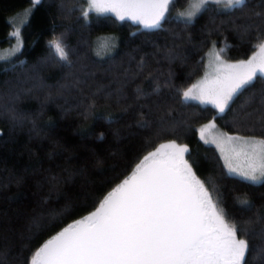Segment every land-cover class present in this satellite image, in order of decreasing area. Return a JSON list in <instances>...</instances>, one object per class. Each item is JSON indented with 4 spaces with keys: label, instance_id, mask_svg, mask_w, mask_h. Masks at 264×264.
Returning <instances> with one entry per match:
<instances>
[{
    "label": "trees",
    "instance_id": "trees-1",
    "mask_svg": "<svg viewBox=\"0 0 264 264\" xmlns=\"http://www.w3.org/2000/svg\"><path fill=\"white\" fill-rule=\"evenodd\" d=\"M86 2L0 0V48L13 45L14 24L27 17L22 49L0 59V264H27L166 141L188 145L195 177L249 241L245 264H264V181L229 174L198 131L214 118L230 133L264 139L255 115L264 78L224 114L183 97L212 45L232 60L253 53L264 39V0H246L242 12L211 3L193 21L169 15L152 29L112 14L87 17ZM106 38L115 45L102 48ZM53 41L67 61L53 58Z\"/></svg>",
    "mask_w": 264,
    "mask_h": 264
},
{
    "label": "snow or ice",
    "instance_id": "snow-or-ice-1",
    "mask_svg": "<svg viewBox=\"0 0 264 264\" xmlns=\"http://www.w3.org/2000/svg\"><path fill=\"white\" fill-rule=\"evenodd\" d=\"M224 2L241 12L247 6L246 0H192L190 10L180 16L191 21L208 4ZM88 3L97 12H114L120 20L127 17L152 29L161 26L175 0ZM51 44L61 60L67 61L61 43ZM101 47H107V41ZM259 49V57L254 55L236 63L220 61V52L225 51L220 49L216 53L220 63L215 78L185 91L184 99H198L224 114L234 97L253 84L258 73L264 78V42ZM194 89L198 90L196 95ZM260 105L255 115L264 125V96ZM247 115L251 117L253 113ZM227 139H239L247 146L237 154L244 156V164L234 165L225 158L229 174H238L252 183L264 181V140ZM188 152L186 146L175 142L161 144L144 157L129 179L108 194L96 211L63 228L27 264H245L249 241L238 238V226L226 222L219 201L213 203L204 184L195 177L184 159ZM240 203L250 205L246 199Z\"/></svg>",
    "mask_w": 264,
    "mask_h": 264
},
{
    "label": "rangeland",
    "instance_id": "rangeland-1",
    "mask_svg": "<svg viewBox=\"0 0 264 264\" xmlns=\"http://www.w3.org/2000/svg\"><path fill=\"white\" fill-rule=\"evenodd\" d=\"M86 1H87L86 2V4H87L86 10L87 11L85 13H87V15H86L87 17L89 16V14L91 12H95L98 14H112V15L116 16V14L114 12H110V11H108V12H97L95 9H93L91 7V5L88 3V0H86ZM183 1H185V2H183ZM108 2H109V0H98V3H101V4H105ZM191 2H192V0H181V2H177V0H175V3H173L169 6V11L165 14V18L169 15H172V16H175L179 19L187 20L185 17H181L180 13L190 10V3ZM218 6L223 10H228V9L234 8V7H228L226 2L221 3ZM200 12L193 19H191V21H193L200 14ZM125 19H128V18L126 17ZM19 20H20L19 23L14 24L15 26H14V29L12 31V36L14 37L13 45H11L10 47L4 48V49L0 48V56L4 57V59L10 58L12 55H15L23 47V38H22L21 28L23 26V23L27 20V17L24 15H21ZM129 20H131V19H129ZM133 22H135V21H133ZM135 23H137V22H135ZM140 26L142 28H144L143 25L140 24ZM17 33H19V34L17 35ZM104 41H107V47H113L115 45L114 40L111 38H106V40H104ZM262 42H264V39L261 41V43ZM101 43H103V42H101ZM261 43H259V45ZM259 45L256 47V49L253 51V53L250 56L243 58V59H238V60L228 59L225 56L224 52H220V49H222L221 47H219L218 45H215V44L212 45V47L205 54L204 70H203L202 74L194 81V83H192L190 86H188L184 90V92L190 88H193L194 85H200L203 82L213 80L216 76V69L219 66L220 61H223L225 63H236V62H239L241 60H247L254 55L259 57V55H260ZM218 52H220V61H217V59H216V53H218ZM53 58L57 61H64V60H61L59 53H57L55 49L53 52ZM197 91H198L197 89H194L193 95H196ZM187 101H195V102H199V103L204 104V105L208 104V103H202L198 99H187ZM210 124H214L215 127H208V125H210ZM198 131H199V135H200L201 139L204 142L207 141L205 143L213 145L219 151V154L222 158V161H223L226 169H227L226 159H225L226 157L230 158L234 165L235 164H244L245 163L244 156L242 154L238 156L237 154L241 153L242 150H247V146L244 145L241 140H239V139L228 140L227 137H240V138H243L244 140L254 139L256 141L264 140L263 138H259V137H252V136H247V135H242V134H237V133H230V132L226 131L225 129H223L220 126V124L216 121V119H214V118H211L207 122L201 124L198 128ZM172 142H175V141H166V142H163L161 144H168V143H172ZM175 143L177 145H180V146H186L189 149L188 145H186L184 143H179L177 141ZM159 146L157 148H159ZM154 151H156V150H154ZM154 151H152V152H154ZM184 159L187 160V153L185 154ZM227 171H228V169H227ZM232 175L239 176L238 174H232ZM241 239H243V238H241Z\"/></svg>",
    "mask_w": 264,
    "mask_h": 264
},
{
    "label": "water",
    "instance_id": "water-1",
    "mask_svg": "<svg viewBox=\"0 0 264 264\" xmlns=\"http://www.w3.org/2000/svg\"><path fill=\"white\" fill-rule=\"evenodd\" d=\"M149 163H151V162H149ZM131 176H132V175H130V176H129L128 178H126V179H129ZM122 183H123V182H122ZM122 183H121V184H122ZM113 191H114V190H113ZM107 197H108V196H107ZM96 209H97V208H96ZM96 209H95L94 211H96ZM94 211H93V212H94ZM91 213H92V212H91ZM91 213H90V214H91ZM90 214H89V215H90ZM74 223H75V222H73L72 224H74ZM72 224H70V225H72ZM61 231H62V230H61ZM58 233H59V232H58ZM58 233H57V234H58ZM57 234H55V235H57ZM55 235H54V236H55ZM54 236H53V237H54ZM53 237H52V238H53ZM46 242H47V241H46ZM46 242H45V243H46Z\"/></svg>",
    "mask_w": 264,
    "mask_h": 264
},
{
    "label": "flooded vegetation",
    "instance_id": "flooded-vegetation-1",
    "mask_svg": "<svg viewBox=\"0 0 264 264\" xmlns=\"http://www.w3.org/2000/svg\"><path fill=\"white\" fill-rule=\"evenodd\" d=\"M258 76V75H257Z\"/></svg>",
    "mask_w": 264,
    "mask_h": 264
}]
</instances>
